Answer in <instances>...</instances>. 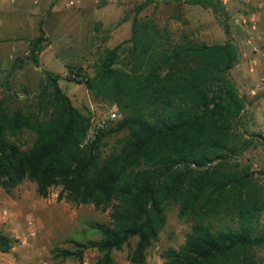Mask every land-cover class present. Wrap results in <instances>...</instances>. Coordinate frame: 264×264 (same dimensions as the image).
I'll return each mask as SVG.
<instances>
[{"label": "trees", "instance_id": "1", "mask_svg": "<svg viewBox=\"0 0 264 264\" xmlns=\"http://www.w3.org/2000/svg\"><path fill=\"white\" fill-rule=\"evenodd\" d=\"M184 1L223 15L221 0ZM150 3L139 5L137 16ZM137 16L126 42L130 72L116 67L123 44L106 52L93 77L81 68L72 72L74 81L117 103L122 118L115 128L88 139L90 117L73 105L50 71H44L37 114L9 111L0 103V188L10 191L30 181L42 198L60 187L59 201L111 209L109 223L89 225L100 235L90 243L100 254L97 264H116L113 253L134 238L130 260L144 264L166 223L169 202L192 223L185 243L165 253L169 264H259L264 202L251 166L232 165L256 146V137L264 140L243 127L250 103L231 75L240 49L231 38L213 45L188 36L171 42ZM44 36L41 30L31 47L37 66ZM24 131L35 135L28 149L19 138ZM119 132L127 135L106 156L105 140ZM17 242L0 232L1 252ZM74 244L75 250H56L55 257L82 262L88 244Z\"/></svg>", "mask_w": 264, "mask_h": 264}, {"label": "rangeland", "instance_id": "2", "mask_svg": "<svg viewBox=\"0 0 264 264\" xmlns=\"http://www.w3.org/2000/svg\"><path fill=\"white\" fill-rule=\"evenodd\" d=\"M147 1L151 3L137 16V7ZM260 1L221 0L223 15L218 17L212 9L190 5L184 0H0V103L9 111L19 109L37 114L40 86L46 78L44 71L53 72L59 76V85L73 105L90 117L88 139H91L100 124H104L101 131L115 128L122 115L117 103L95 95L74 81L72 72L81 68L87 76L93 77L106 52L120 44H123L121 61L116 67L130 72L125 62L131 44L126 42L132 37L136 16L139 22L156 27L171 42L188 36L213 45L231 38L240 50L250 53L249 39L256 42L258 36L264 37V16H260L258 22L260 29H253L256 23L253 17L264 13V6L257 9L258 3H264ZM224 25L230 30L229 37ZM41 30L45 36L36 52L37 66L31 59V47L41 36ZM242 63L231 75L250 103L243 127L249 134L264 137V101L256 104V100L249 97L250 87L255 83L254 73L250 72L248 58ZM112 114L117 117L113 118ZM126 135L125 132L109 135L105 140V155L115 152ZM19 138L24 149L32 147L35 141L30 131H24ZM263 141L256 137V146L232 161V165L238 164L239 168L251 166L262 203ZM60 191V187L53 188L49 197L42 198L30 181L10 191L0 188V232L18 241L10 252L0 251V264H97L100 254L90 243L99 241L100 235L89 225L109 223L111 209L102 212L92 204L59 201ZM165 217L159 239L148 250L144 264H169L165 253L179 249L191 232L192 223L180 217V206L175 202L165 205ZM259 229L264 231V209ZM74 241L88 244L82 262L55 257L56 250H75ZM136 243L134 238L122 250L113 253L116 264H133L130 257ZM256 253L259 264H264V247Z\"/></svg>", "mask_w": 264, "mask_h": 264}, {"label": "crops", "instance_id": "3", "mask_svg": "<svg viewBox=\"0 0 264 264\" xmlns=\"http://www.w3.org/2000/svg\"><path fill=\"white\" fill-rule=\"evenodd\" d=\"M262 1L263 0H261L260 2ZM263 6L264 3H258L257 9L260 10ZM260 16H264V13H257L256 16L253 17V21H256L253 26V29H260L261 26L258 25V22L260 21ZM251 40L252 39H249L248 41V44H250L248 46L250 53L248 52V50H240L242 54L240 57V61L235 68L240 69V67L243 65L242 62L248 58L250 62V72L251 74L254 73L253 76L255 78V83L251 85L248 94L249 97L256 100L255 102L257 104L259 102L264 101V98L261 97V95H264V59L261 58V52L264 53V37L261 35L258 36L256 42ZM258 70L260 72L259 74L257 72ZM255 73H257L258 75Z\"/></svg>", "mask_w": 264, "mask_h": 264}, {"label": "built area", "instance_id": "4", "mask_svg": "<svg viewBox=\"0 0 264 264\" xmlns=\"http://www.w3.org/2000/svg\"><path fill=\"white\" fill-rule=\"evenodd\" d=\"M71 4L73 5V2H71ZM261 53H262V54H261V58L264 59V53H263V52H261ZM112 117L115 118V117H117V115H116V114H112ZM103 126H104V124H100V126H99V128L97 129L96 133H97L98 131H100L101 128H103Z\"/></svg>", "mask_w": 264, "mask_h": 264}]
</instances>
